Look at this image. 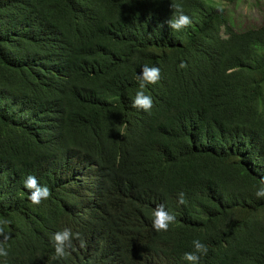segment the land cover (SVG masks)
Listing matches in <instances>:
<instances>
[{
    "label": "trees",
    "instance_id": "1",
    "mask_svg": "<svg viewBox=\"0 0 264 264\" xmlns=\"http://www.w3.org/2000/svg\"><path fill=\"white\" fill-rule=\"evenodd\" d=\"M171 4L190 27H169ZM220 8L0 0V264H190L196 239L199 264H264V22L236 30ZM145 65L150 113L132 106ZM65 228L85 246L56 258Z\"/></svg>",
    "mask_w": 264,
    "mask_h": 264
},
{
    "label": "clouds",
    "instance_id": "2",
    "mask_svg": "<svg viewBox=\"0 0 264 264\" xmlns=\"http://www.w3.org/2000/svg\"><path fill=\"white\" fill-rule=\"evenodd\" d=\"M171 8L178 13L175 18H171L167 23L173 30H181L186 27H190L192 20L188 15H185L183 8L179 4H171ZM223 12V8L219 9ZM181 68H187V64L182 62ZM140 81V89L137 91L135 99L132 102L134 108L141 109L147 113L151 112L153 107V100L151 96L146 95L144 89L148 84H157L160 80V69L158 67L143 66L142 75H138ZM24 186L31 191L30 199L33 204L39 205L42 200H46L51 196L50 190L46 186H40L35 176H28L24 181ZM255 196L258 199H264V186L260 187ZM179 203L185 204V194L179 193ZM175 216L167 212L163 205H158L154 212V219L152 222L153 228L157 231H167L169 225L175 222ZM7 221H0V225H6ZM0 236L3 240L0 241V257L7 258L8 251L4 247V243L10 238L9 234L5 233V228L0 226ZM54 241L56 258H65L69 253L66 249L73 247V240H80V246L84 247L85 242L80 233H73L71 229L65 228L63 231L57 232L52 237ZM194 252H187L184 254V259L190 262V264H199L201 255H207L208 246L203 244L199 239L193 241Z\"/></svg>",
    "mask_w": 264,
    "mask_h": 264
},
{
    "label": "rangeland",
    "instance_id": "3",
    "mask_svg": "<svg viewBox=\"0 0 264 264\" xmlns=\"http://www.w3.org/2000/svg\"><path fill=\"white\" fill-rule=\"evenodd\" d=\"M222 7L229 17V24L242 30L259 26L264 22V0H205Z\"/></svg>",
    "mask_w": 264,
    "mask_h": 264
}]
</instances>
